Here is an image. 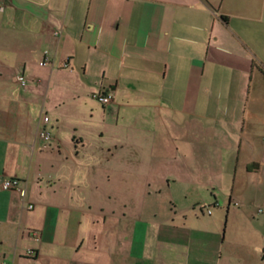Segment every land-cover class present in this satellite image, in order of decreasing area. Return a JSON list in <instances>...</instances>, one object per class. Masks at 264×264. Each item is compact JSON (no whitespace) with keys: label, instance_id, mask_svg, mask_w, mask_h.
Wrapping results in <instances>:
<instances>
[{"label":"crops","instance_id":"crops-1","mask_svg":"<svg viewBox=\"0 0 264 264\" xmlns=\"http://www.w3.org/2000/svg\"><path fill=\"white\" fill-rule=\"evenodd\" d=\"M5 179L0 264H120L138 224L158 264H264V0L4 2Z\"/></svg>","mask_w":264,"mask_h":264},{"label":"rangeland","instance_id":"rangeland-1","mask_svg":"<svg viewBox=\"0 0 264 264\" xmlns=\"http://www.w3.org/2000/svg\"><path fill=\"white\" fill-rule=\"evenodd\" d=\"M154 174V172H152ZM115 186V184H112ZM121 186L116 185L115 187H113L112 189L117 190L118 194H120V192L123 190V188H120ZM103 187H100V193L103 194ZM150 190L151 193H153V187L151 188H147ZM143 193V191H140V195ZM124 195V194H123ZM111 199H108V195H106L105 197L102 198V202L101 204L103 206H107V205H114L116 208H121V206H123V204H121V202L117 201L115 198L117 197H113V195H110ZM158 197V196H157ZM164 197V196H163ZM160 197V198H163ZM123 198V197H121ZM158 198V201H154L152 202V206L156 207L157 210L161 211L162 213L166 212L167 210H169L170 206H169V200H168V196L165 195V197L162 199ZM139 203V201H138ZM143 204V203H142ZM178 207L180 206H186L187 204L183 201H179L176 203ZM135 208H137L139 205L136 203L134 204ZM123 210V209H120ZM128 210V209H127ZM127 210H124L126 212H128ZM130 210V209H129ZM127 215H129V213H127ZM132 220H135L132 219ZM137 221V220H136ZM128 225H126L125 227H127ZM147 226V225H146ZM136 231L134 234V239H133V252H131V254L126 253L124 255V257L122 256V254L119 255L118 257V261L120 262V264H123L124 260L128 261L129 259L132 260L131 262H129L128 264H158L159 261V246H160V242L161 240L164 238L170 242L171 244H175V242H177L178 240H175L176 238H173L170 240V235L164 236V233L161 232L160 235L157 233V231L155 233H147L146 231L143 232V228L144 225H136ZM158 228V225L156 227V230ZM122 235L120 234V241L122 240ZM105 242V241H104ZM114 243V239L113 242ZM103 246L105 247L106 245L103 243ZM111 246V245H110ZM105 256V255H104ZM156 261V262H155ZM119 264V263H118ZM127 264V263H126Z\"/></svg>","mask_w":264,"mask_h":264},{"label":"built area","instance_id":"built-area-1","mask_svg":"<svg viewBox=\"0 0 264 264\" xmlns=\"http://www.w3.org/2000/svg\"><path fill=\"white\" fill-rule=\"evenodd\" d=\"M10 0H0V11L3 8V4L4 2H7ZM57 34V32L55 33ZM45 60H47V56L46 54L43 57V61L40 63V65H44ZM18 82H20L22 85L24 84L23 81V77L18 76L17 77ZM92 97L97 99L101 104L103 105H107L110 103L111 97L108 95H100L99 93H93ZM42 125L40 126V128L37 131V136L43 141V142H48L51 138L50 136V132L47 129L46 125L48 123V117L44 116L42 118ZM0 189L3 191H8V190H12V191H16L19 193L21 200H24V190L19 186L18 180L16 179H5L1 182L0 184ZM33 208L32 204H28L27 205V209L30 210Z\"/></svg>","mask_w":264,"mask_h":264}]
</instances>
